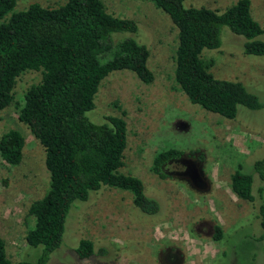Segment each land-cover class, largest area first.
I'll use <instances>...</instances> for the list:
<instances>
[{
	"label": "rangeland",
	"instance_id": "rangeland-1",
	"mask_svg": "<svg viewBox=\"0 0 264 264\" xmlns=\"http://www.w3.org/2000/svg\"><path fill=\"white\" fill-rule=\"evenodd\" d=\"M65 0H15L12 12L30 3L56 7ZM236 0H182L185 7L224 10ZM105 11L130 19L136 29L112 32L117 42L130 37L146 47V66L153 78L141 82L133 72L114 70L99 83L93 108L85 112L92 123L106 115L123 118L126 146L118 172L138 178L144 194L158 204L155 213L140 211L131 194L117 187L100 186L86 200L72 201L63 223L61 241L45 264H264V251L254 240L258 224L256 187L254 200L237 198L229 188V175L239 164L251 172L264 157V54L242 52L244 38L220 27V44L201 50L200 58L212 61L209 72L217 79L239 81L255 95L259 107L238 105L233 118L189 102L174 78L176 28L168 15L150 0H101ZM249 13L263 33L264 0H249ZM40 78L27 70L15 80L12 102L0 111V135L17 130L23 137L21 160L10 166L0 158V236L11 262L35 261L41 247L26 244L24 233L33 223L30 204L48 187L44 152L29 129L16 118V103L26 88ZM16 102V103H15ZM168 148L182 156L163 166L164 178L150 170L155 153ZM192 152V153H190ZM264 198V190H263ZM221 228L214 241L213 225ZM81 239L92 242L93 253L79 258Z\"/></svg>",
	"mask_w": 264,
	"mask_h": 264
},
{
	"label": "trees",
	"instance_id": "trees-1",
	"mask_svg": "<svg viewBox=\"0 0 264 264\" xmlns=\"http://www.w3.org/2000/svg\"><path fill=\"white\" fill-rule=\"evenodd\" d=\"M165 12L176 28L173 78L189 102L231 119L238 105L259 107L252 93L239 81L217 79L209 72L212 61L200 58L201 50L220 44V27L244 38V54H264L263 33L249 13V0H236L224 10L203 6L185 7L182 0H150ZM15 0H0V111L13 99L16 78L24 71H38L39 80L23 92L16 103V118L38 141L44 152L48 187L33 201L28 214L33 223L26 228L27 245L40 246L35 261L11 262L0 236V264H45L58 247L66 213L74 200H86L89 191L100 186L117 187L131 194V202L140 211L152 214L158 204L143 192L135 176L117 171L123 165L126 124L122 117L106 115L100 124L89 121L85 112L93 108L100 81L111 71L128 70L143 83L152 81L146 66L147 50L127 37L110 40L112 32H130L135 23L107 13L101 0H65L56 7L30 3L12 12ZM23 137L15 129L0 135V158L7 165L21 160ZM192 153V152H190ZM183 151L168 148L158 151L150 170L164 178L163 166L182 156ZM260 202L257 219L260 233L254 238L264 251V157L244 172L238 164L229 175L230 191L248 202L254 200L253 175ZM212 239L220 240L221 228L213 225ZM75 252L79 258L93 253L92 242L81 239Z\"/></svg>",
	"mask_w": 264,
	"mask_h": 264
}]
</instances>
